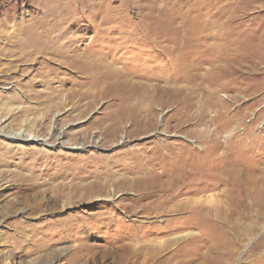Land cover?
I'll list each match as a JSON object with an SVG mask.
<instances>
[{
	"label": "rangeland",
	"instance_id": "rangeland-1",
	"mask_svg": "<svg viewBox=\"0 0 264 264\" xmlns=\"http://www.w3.org/2000/svg\"><path fill=\"white\" fill-rule=\"evenodd\" d=\"M31 5L0 0V126L63 138L0 135V264H264V0Z\"/></svg>",
	"mask_w": 264,
	"mask_h": 264
},
{
	"label": "bare ground",
	"instance_id": "bare-ground-1",
	"mask_svg": "<svg viewBox=\"0 0 264 264\" xmlns=\"http://www.w3.org/2000/svg\"><path fill=\"white\" fill-rule=\"evenodd\" d=\"M11 1V0H10ZM24 2V6H23V12L24 14H29V9L31 8V1L32 0H22ZM36 1V0H35ZM39 1V0H38ZM41 3V2H40ZM47 3V2H46ZM9 5V4H8ZM14 7V6H13ZM47 7V6H45ZM4 8V6H3ZM1 9V8H0ZM15 10V9H14ZM52 11V9L50 8H47V12L48 11ZM14 12V11H13ZM55 13H58V12H55ZM59 14V13H58ZM61 14H64V12H62ZM14 15V14H13ZM6 16V15H5ZM4 16V17H5ZM47 17V16H46ZM61 16L59 17H56L53 21L52 20H49L47 18H43L42 20H40L39 22H37L34 26H31L29 27L30 30H32L31 28L34 27V31L32 33H29L26 35V38L24 40L22 39H19L16 43V49H21V54L22 53H29L32 55H36V54H39L41 53L42 51L45 53L49 52V51H53L54 53L58 52L59 50H57L55 48V45H57L56 43H58V41H55L54 39V36H52L50 34V26H53V23H58L59 22V19H60ZM9 19V18H8ZM7 19V21H8ZM6 19H2V21H4ZM187 23H188V20L187 18H185V23L183 24V27H182V35L185 34L188 32V29H187ZM182 25V24H181ZM2 26V25H1ZM28 28V27H27ZM26 28V29H27ZM39 28H44L45 31H38ZM48 31H47V30ZM17 33V32H16ZM185 38V37H184ZM184 47V46H183ZM42 52V53H43ZM9 53V52H8ZM52 54V53H51ZM16 55V54H15ZM19 57V56H18ZM83 58H79L77 59V61H73L75 63V66L78 64L79 66H77L76 68L80 69L79 71L80 72H84L85 69L87 68L88 70H90L92 73V84L94 85H97L99 84V70L101 68H99L100 66L98 65V62L97 63H92L91 64V67H90V63L88 64L89 67H84L83 66ZM95 62V61H94ZM73 63V64H74ZM77 63V64H76ZM80 63V64H79ZM69 64V63H68ZM71 66V65H70ZM86 66V65H85ZM86 69V70H87ZM102 70V69H101ZM87 72V71H86ZM85 74V73H84ZM101 74V73H100ZM193 80V79H192ZM30 124V123H29ZM20 130L18 131H15V130H5L4 128H2V126H0V135L1 136H4V138H7L9 140H13V142H18V141H22V142H42V143H47L48 140L52 139V138H56L57 140H62V134H59V135H56L55 131L48 133V134H41L40 131H38L37 127L35 125H31L30 127L26 128L24 130V133L23 134H20L19 132ZM13 132H17L19 134H14ZM61 144H64L63 142H61ZM80 144L77 145V147L79 148ZM40 155V153H32L30 154V156L34 157L35 155ZM21 167V166H20ZM22 168V167H21ZM37 168V166H36ZM32 173V172H31ZM15 177L18 178L22 183H24L23 185H25V183H28L27 185L25 186H20L21 187H24L25 190H32V189H40V185L38 180L36 181L35 178H33V174L31 175H21V174H18L16 173L15 174ZM99 187L100 186H103L102 183H99L98 184ZM44 186V185H43ZM55 188H58L60 189L61 186H58V187H55ZM101 188V187H100ZM64 189V188H63ZM54 194L57 196H61V195H64L61 193V190L60 191H57V189H54ZM65 192V191H64ZM70 192H68L69 194ZM65 195L67 197H70L69 195ZM67 205V204H66ZM71 203L68 205L70 206ZM177 239H173V241H176ZM151 246V250L150 252L152 254H149V257L148 259L152 262H154V264H161L163 258L160 256L161 252L164 251V243L163 242H159V243H156V244H153V245H149ZM167 246V245H166ZM142 247V246H141ZM146 247V246H145ZM146 249V248H145ZM136 250V249H135ZM141 248L137 251H134L132 252V254L134 256H137L139 253H141ZM144 250V249H143ZM148 250H149V247H148ZM168 250V249H167ZM145 251V250H144ZM160 256V257H159ZM136 259V258H135ZM134 264V263H132Z\"/></svg>",
	"mask_w": 264,
	"mask_h": 264
}]
</instances>
